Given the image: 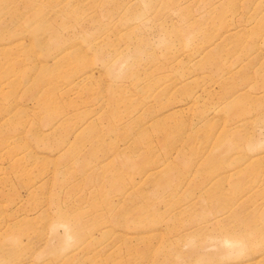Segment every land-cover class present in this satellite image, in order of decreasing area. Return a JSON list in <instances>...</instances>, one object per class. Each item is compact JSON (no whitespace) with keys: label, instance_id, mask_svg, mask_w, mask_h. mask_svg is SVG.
I'll list each match as a JSON object with an SVG mask.
<instances>
[{"label":"rangeland","instance_id":"rangeland-1","mask_svg":"<svg viewBox=\"0 0 264 264\" xmlns=\"http://www.w3.org/2000/svg\"><path fill=\"white\" fill-rule=\"evenodd\" d=\"M0 264H264V0H0Z\"/></svg>","mask_w":264,"mask_h":264},{"label":"bare ground","instance_id":"bare-ground-1","mask_svg":"<svg viewBox=\"0 0 264 264\" xmlns=\"http://www.w3.org/2000/svg\"><path fill=\"white\" fill-rule=\"evenodd\" d=\"M86 75L83 76L82 78L86 77ZM77 82L78 81H76V83ZM166 116H169V114L164 115L163 117H166ZM219 164L222 165V164H225V162L220 161ZM160 172H162V171L160 170ZM230 172H231V174H234L237 171L233 168V169H231ZM148 175L151 176L152 174H148ZM59 200L60 201L57 202V204L59 205V213H57V220H55L53 226H55L56 224H60L62 227H64V230H65L64 235H63V236H65V238H64L65 242L64 243H65V246H67L68 242H71V241L74 243L79 242L80 236H79V232L77 229V228H79V224H78V222L74 221V218L70 214L69 210L65 209V205H64L65 200H61V199H59ZM121 222H124V224H126L127 221H121ZM253 239H254L253 243L255 245H260L263 242L261 239H256L255 236L253 237ZM261 255H262V253H261Z\"/></svg>","mask_w":264,"mask_h":264}]
</instances>
